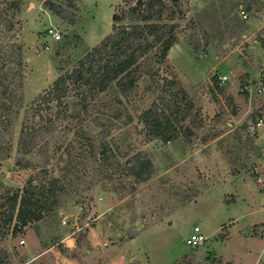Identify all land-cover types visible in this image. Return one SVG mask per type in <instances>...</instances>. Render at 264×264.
<instances>
[{
    "label": "rangeland",
    "instance_id": "rangeland-1",
    "mask_svg": "<svg viewBox=\"0 0 264 264\" xmlns=\"http://www.w3.org/2000/svg\"><path fill=\"white\" fill-rule=\"evenodd\" d=\"M44 1L0 0V44L23 46L21 73L14 64L6 67L20 84L23 105L10 122L0 121V256L7 264H264V190L253 173L264 159L250 127L251 110L264 99L251 103L239 90L264 71V41L253 42L264 34V0H182L180 39L156 79L174 77L194 99L199 119L192 137L147 138L139 115L160 91L146 90L144 78L131 97L101 94L81 123L61 117L45 150L27 155L18 138L32 121L34 100L112 32L114 12L129 8L126 0H74L71 24ZM51 25L62 38L47 50ZM223 74L229 83L221 92L213 77ZM77 102L71 110L81 107ZM78 127L93 136L107 132L116 165L101 167L85 137L75 133ZM137 152L155 166L140 184L124 165ZM52 176L68 186L60 207L14 233L5 198L30 179ZM196 226L207 240L194 247L187 239Z\"/></svg>",
    "mask_w": 264,
    "mask_h": 264
},
{
    "label": "trees",
    "instance_id": "trees-1",
    "mask_svg": "<svg viewBox=\"0 0 264 264\" xmlns=\"http://www.w3.org/2000/svg\"><path fill=\"white\" fill-rule=\"evenodd\" d=\"M126 3L129 5L127 10L112 15V32L80 57L71 69L63 71L34 100L36 104L32 108V121L24 123L18 138L20 152L29 155L35 150L44 151L49 138L60 127L61 117L76 118L81 123L90 103L101 94L111 92L114 96L131 97L144 78L146 90L156 88L160 91L159 100H154L139 115L147 138L171 142L180 135L186 138L193 136L196 119H199L194 99L174 77L156 79L160 66L166 62L171 48L180 39L178 21L185 18L182 0H126ZM14 5L20 9L19 3ZM44 5L53 14L73 23L68 16V7H77L74 0H45ZM118 21L122 23L117 24ZM22 59L21 44H0L2 122H10L12 115L23 105V98L18 94L20 84L15 75L9 77L6 71V67L14 64L16 74H20ZM213 80L223 92L225 89L219 85L217 76ZM72 101H78L77 105L81 107L71 110ZM118 101L122 103V100ZM1 131L2 127L0 134ZM75 133L85 137L87 151L93 157H99L101 167L116 165V162H112L115 158L106 140L107 132L93 136L78 127ZM124 165L127 175L132 177L135 184L148 181L155 173L152 159L141 152L130 156ZM105 172L108 171L101 169V173ZM67 189V184L60 176H52L37 183L30 179L22 190H14L5 198L6 223L14 224L13 232L17 233L43 220L60 207L61 194ZM7 263L0 256V264Z\"/></svg>",
    "mask_w": 264,
    "mask_h": 264
},
{
    "label": "built area",
    "instance_id": "built-area-1",
    "mask_svg": "<svg viewBox=\"0 0 264 264\" xmlns=\"http://www.w3.org/2000/svg\"><path fill=\"white\" fill-rule=\"evenodd\" d=\"M242 17L247 18L248 15L245 11L241 12ZM45 36L48 40L45 42V48L51 50V42H57L62 38V33L54 25L48 26L45 30ZM261 39L264 41V34L259 37L254 35L253 42L255 44L260 43ZM246 48H242L241 53L245 51ZM264 71L261 69L258 79L248 80L245 84L240 86V91L243 92L249 99L251 103L256 101L257 96L264 99ZM218 83L221 87L229 83V76L226 74L218 75ZM252 113H254V119L251 123V128L254 136L260 141L259 153L264 159V102H258L257 105L252 108ZM254 178L259 188L264 190V164L255 167L253 170ZM64 222H66L64 220ZM207 236H205L201 228L196 226L191 234L189 235L187 242L191 246H200L205 243ZM264 254V250H263Z\"/></svg>",
    "mask_w": 264,
    "mask_h": 264
},
{
    "label": "crops",
    "instance_id": "crops-1",
    "mask_svg": "<svg viewBox=\"0 0 264 264\" xmlns=\"http://www.w3.org/2000/svg\"><path fill=\"white\" fill-rule=\"evenodd\" d=\"M77 6V5H76Z\"/></svg>",
    "mask_w": 264,
    "mask_h": 264
}]
</instances>
